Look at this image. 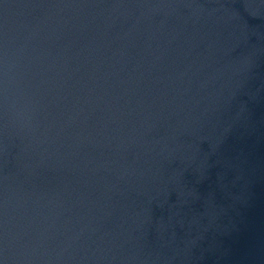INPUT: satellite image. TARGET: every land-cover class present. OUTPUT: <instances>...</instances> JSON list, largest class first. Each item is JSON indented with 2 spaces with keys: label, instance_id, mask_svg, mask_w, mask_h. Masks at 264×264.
<instances>
[{
  "label": "water",
  "instance_id": "95a60500",
  "mask_svg": "<svg viewBox=\"0 0 264 264\" xmlns=\"http://www.w3.org/2000/svg\"><path fill=\"white\" fill-rule=\"evenodd\" d=\"M0 264H264V0H0Z\"/></svg>",
  "mask_w": 264,
  "mask_h": 264
}]
</instances>
